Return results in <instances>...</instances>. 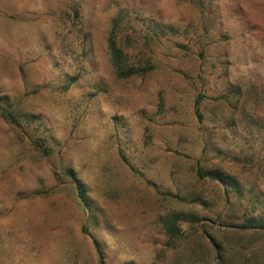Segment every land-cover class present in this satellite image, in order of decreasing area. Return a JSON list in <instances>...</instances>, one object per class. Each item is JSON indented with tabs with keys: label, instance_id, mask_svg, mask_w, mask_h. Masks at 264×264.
Segmentation results:
<instances>
[{
	"label": "rangeland",
	"instance_id": "rangeland-1",
	"mask_svg": "<svg viewBox=\"0 0 264 264\" xmlns=\"http://www.w3.org/2000/svg\"><path fill=\"white\" fill-rule=\"evenodd\" d=\"M119 14L130 63L153 65L143 75L111 65ZM254 203L264 0H0V264H264V230L218 225ZM174 212L199 221L170 238Z\"/></svg>",
	"mask_w": 264,
	"mask_h": 264
},
{
	"label": "trees",
	"instance_id": "trees-1",
	"mask_svg": "<svg viewBox=\"0 0 264 264\" xmlns=\"http://www.w3.org/2000/svg\"><path fill=\"white\" fill-rule=\"evenodd\" d=\"M122 14V13H121ZM119 16L112 21L110 34L107 40V46L109 51V58L111 65L114 69V72L117 77L119 78H128L134 75H143L153 69V65L149 62H137V63H130L129 56L125 52V47L121 42L120 39L118 40L119 33L124 29V26L121 25L122 15ZM172 28H168V31L171 32ZM157 34L164 33L162 29L156 31ZM198 102V101H197ZM5 119L9 120L10 123L16 124L17 118L13 116L11 112L4 111L1 112ZM196 115L199 119H201V113L196 110ZM27 118V117H26ZM70 177H73V173L71 170H67L66 172ZM198 175L200 177L207 176L212 180H217L223 185V189L225 194H229L231 197H240L242 195V190L240 187L239 182L229 176L222 174L219 170H210L207 172H202L198 170ZM77 193L80 199H84V188L80 183H77ZM254 202L256 204L261 203L258 198H254ZM255 203L252 204V207L255 209L256 214L253 215H244L241 218H238V222H226L220 221L218 223L219 227L231 228L234 231L236 230H264V212L263 209H256ZM254 211V212H255ZM197 221H199V217L197 214L191 213L187 214L184 212H174L169 217L162 220V226L165 229L167 235L170 238L176 237L181 232V227L179 226L182 222H187L191 226H196ZM204 227H209L207 223L203 224ZM201 233H203L215 246L214 250L219 252V256H222L223 252H225L224 244L219 241L213 233H211L208 229L203 228ZM99 252V248L97 249Z\"/></svg>",
	"mask_w": 264,
	"mask_h": 264
}]
</instances>
